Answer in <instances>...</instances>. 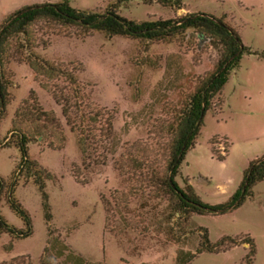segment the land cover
Instances as JSON below:
<instances>
[{
    "label": "rangeland",
    "instance_id": "obj_1",
    "mask_svg": "<svg viewBox=\"0 0 264 264\" xmlns=\"http://www.w3.org/2000/svg\"><path fill=\"white\" fill-rule=\"evenodd\" d=\"M56 1L0 0V23L22 6ZM68 1L75 9L101 12L113 0ZM181 3L182 8L174 10L131 0L118 13L134 21L194 12L210 14L222 18L250 51H264V0H181ZM31 31L33 51L47 61L74 68L77 83L89 92L90 102L112 115V130L118 138V146L104 165H91L88 174L82 173L88 182L75 181L70 167H80V156L74 134L65 125L59 106L18 58L17 38L9 41L3 65L10 80L9 102L0 120V138L5 136L15 108L29 91H33L42 109L54 113L64 134V144L59 150L37 143L27 145L28 156L54 177L44 187L51 225L70 249L92 263L173 264L177 248L194 247V235L175 231L178 243L168 238L158 223L164 203L152 198L151 190L144 189L128 197V213L115 205L111 195L126 194L128 186L124 182L125 168L117 171L115 164L121 155L143 148L149 159L162 168L168 140L165 126L174 117L181 96L211 70L218 57L217 48L192 29L169 42L149 43L146 48L135 40L107 38L99 32L80 36L74 27L43 20L35 21ZM56 84L65 83L58 80ZM125 121L127 130L122 129ZM261 156H264V57L243 53L237 68L212 97L175 180L179 186L187 181L207 204L222 203L238 187L248 163ZM17 160L15 147L0 148V177L8 176ZM251 192V197H245L231 211L193 215L191 219L206 229L210 242L223 236L250 237L255 248L252 264H264V180L254 183ZM14 197L29 214L31 234L17 240L0 234V262L28 256L31 264H37L46 239L39 193L31 181H20ZM142 201L146 203L141 208ZM0 213L8 223L21 227V221L5 204L0 206ZM123 219L128 225L123 224ZM246 249V244L238 243L216 253L201 252L187 264H242Z\"/></svg>",
    "mask_w": 264,
    "mask_h": 264
},
{
    "label": "trees",
    "instance_id": "obj_2",
    "mask_svg": "<svg viewBox=\"0 0 264 264\" xmlns=\"http://www.w3.org/2000/svg\"><path fill=\"white\" fill-rule=\"evenodd\" d=\"M129 1L131 0H113L98 12L75 9L70 6L68 0H57L52 3L25 5L5 16L0 23V120L9 102L7 89L10 80L3 70V65L7 61L6 50L9 41L17 38L18 58L31 69L39 87L45 90L52 101L59 106L65 125L74 134L80 156V167L71 165L70 173L75 181L85 184L88 179L81 176L82 173L88 174L91 165H104L107 156L114 153L118 146V138L112 130L113 118L110 113L90 102L89 92L77 83L72 66L47 61L33 51L35 44L32 38V24L37 20H43L63 27H74L80 36H88L91 32H99L107 38L120 36L135 40L144 48L152 42H169L183 35L187 29H192L200 38L217 48V60L211 70L181 96L174 117L166 124L168 140L162 168L156 166V161L149 159L143 148L131 154L121 155L115 165L116 170L120 172L122 166L125 168L124 182L128 185L126 194H112L110 198L115 205H119L120 209L122 207L125 213L129 212L126 208L127 198L144 189L151 190L152 198L164 203L159 211L161 222L158 223L159 226L162 225L163 232L168 238L178 243L175 231L190 233L195 237V245L191 250L182 248L175 250L173 264H187L201 252L216 253L238 243L247 245L242 264H252L255 248L250 237L236 239L223 236L215 242H210L206 229L195 224L191 217L225 213L239 206L245 197H251L252 185L264 180V156L248 163L236 190L224 202L218 204L203 202L187 181L179 186L175 176L184 154L194 144L202 124V117L212 97L220 92L229 73L237 68L241 55L252 53L257 57H264V51H250L242 45L237 33L222 18L202 12L186 13L166 19L142 21L127 19L119 15L118 10ZM139 1L143 4L156 3L174 10L182 8L181 0ZM58 80H62L65 84H56ZM122 129L127 130V121L124 122ZM29 143L42 144L45 148L56 150L61 149L64 144V134L58 119L51 110L41 108L33 91H29L19 102L10 119L9 129L5 136L0 138V148L13 146L18 152V160L8 176L0 177V206L5 204L21 221V227H15L0 213V234L15 240L31 234L29 214L14 197L18 183L28 180L34 184L39 193L45 224V245L37 264H96L70 249L59 231L51 225V213L44 187L45 182L54 177L28 156ZM216 156L218 159L223 158L221 155ZM145 203L142 201L140 207L142 208ZM104 211L105 226L107 224L105 205ZM123 221L124 225H128L126 219ZM7 248H11L10 243ZM0 264H31V262L28 256H17Z\"/></svg>",
    "mask_w": 264,
    "mask_h": 264
}]
</instances>
